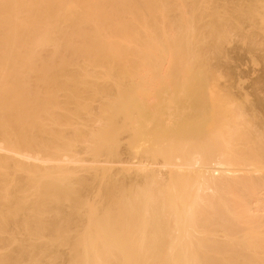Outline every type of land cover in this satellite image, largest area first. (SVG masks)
<instances>
[{
	"label": "bare ground",
	"instance_id": "obj_1",
	"mask_svg": "<svg viewBox=\"0 0 264 264\" xmlns=\"http://www.w3.org/2000/svg\"><path fill=\"white\" fill-rule=\"evenodd\" d=\"M262 3L0 0V264H264Z\"/></svg>",
	"mask_w": 264,
	"mask_h": 264
},
{
	"label": "rangeland",
	"instance_id": "obj_2",
	"mask_svg": "<svg viewBox=\"0 0 264 264\" xmlns=\"http://www.w3.org/2000/svg\"><path fill=\"white\" fill-rule=\"evenodd\" d=\"M263 1V3H264V0H262ZM261 3V2H260ZM262 3V4H263ZM264 7V6H263ZM261 11V10H260ZM262 11H264V9H262ZM261 11V12H262ZM262 16H264V14H262ZM264 18V17H263ZM264 23V22H263ZM238 43V39H234L233 40V42H231L229 45H231L232 47L233 46H236L235 44H237ZM231 46H229V47H231ZM231 47V48H232ZM228 48V47H227ZM251 48V47H250ZM249 48V49H250ZM230 49V48H229ZM247 50L246 52H248V54L245 52L243 55H242V57H237L234 53H229V55H228V57L225 59V61L223 62V64H222V67L224 68V70L225 71H227V72H230V73H236V72H238L239 71V73H240V76H239V81H238V84H236L237 86H236V89H235V91L236 92H242V90H246V89H248V86H250V84H251V82L253 81V80H255L256 78H258L260 75H261V73H264V62H263V59L261 60V51L263 52V50H261L260 51V53L258 54V52H255V51H252V50H254V49H256V48H251L250 50ZM257 51H259L258 49H257ZM251 52V53H250ZM250 53V54H249ZM252 54H254V57L256 56V58H258L257 56H259V57H261V58H258L259 60L258 61H262V62H259V64L261 65H256V66H254V65H252L251 66V64H252V62H251V64L249 65V64H247V62H249L250 63V61H251V59L250 58H252L253 57V55ZM251 55V57H249ZM254 57L252 58V61H254V60H256V58L254 59ZM249 58V59H248ZM264 58V57H263ZM254 59V60H253ZM248 60V61H247ZM247 61V62H246ZM258 61L256 60V61H254L253 62V64L255 63V62H257V64H258ZM263 67V68H262ZM237 70V71H236ZM242 73V74H241ZM223 79H221V81H222ZM242 89V90H241Z\"/></svg>",
	"mask_w": 264,
	"mask_h": 264
}]
</instances>
